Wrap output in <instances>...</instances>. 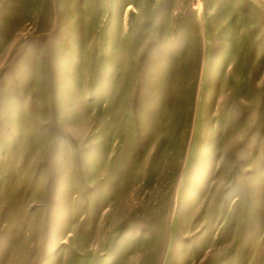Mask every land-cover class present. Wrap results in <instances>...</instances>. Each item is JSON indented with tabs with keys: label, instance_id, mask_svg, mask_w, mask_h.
Segmentation results:
<instances>
[{
	"label": "rangeland",
	"instance_id": "1",
	"mask_svg": "<svg viewBox=\"0 0 264 264\" xmlns=\"http://www.w3.org/2000/svg\"><path fill=\"white\" fill-rule=\"evenodd\" d=\"M0 264H264V0H0Z\"/></svg>",
	"mask_w": 264,
	"mask_h": 264
}]
</instances>
